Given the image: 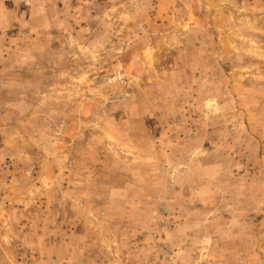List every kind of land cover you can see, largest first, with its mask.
<instances>
[{"label": "rangeland", "instance_id": "obj_1", "mask_svg": "<svg viewBox=\"0 0 264 264\" xmlns=\"http://www.w3.org/2000/svg\"><path fill=\"white\" fill-rule=\"evenodd\" d=\"M0 264H264V0H0Z\"/></svg>", "mask_w": 264, "mask_h": 264}]
</instances>
